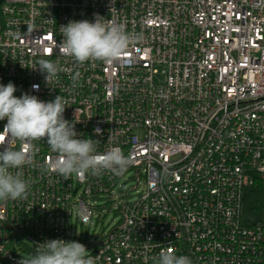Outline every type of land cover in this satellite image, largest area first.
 Returning <instances> with one entry per match:
<instances>
[{
    "label": "built area",
    "instance_id": "2783aa9c",
    "mask_svg": "<svg viewBox=\"0 0 264 264\" xmlns=\"http://www.w3.org/2000/svg\"><path fill=\"white\" fill-rule=\"evenodd\" d=\"M95 14L142 42L111 64L61 54L60 26ZM41 59L62 69L49 84ZM9 82L17 97L60 95L77 138L133 163L121 177L64 180L41 167L58 154L34 141L27 198L0 202V264L45 240L76 241L74 223L91 226L98 208L118 218L86 248L95 264H158L163 249L192 264H264V225L241 215L244 189L264 176V0H1L0 84Z\"/></svg>",
    "mask_w": 264,
    "mask_h": 264
},
{
    "label": "clouds",
    "instance_id": "9594fccd",
    "mask_svg": "<svg viewBox=\"0 0 264 264\" xmlns=\"http://www.w3.org/2000/svg\"><path fill=\"white\" fill-rule=\"evenodd\" d=\"M60 29L63 39L59 52L81 65L89 61L117 62L130 46L143 39L127 32L125 25L99 14H95L94 21L70 20ZM38 63L39 67L35 69L44 75L47 84L58 78L62 69L56 63L48 59ZM33 89H38V85H33ZM16 91L13 82L0 84V121H7L0 132L3 137L0 139L3 149L0 150V202L27 198L30 182L23 177L22 169L25 165L32 166L39 152L34 141L46 140L50 150L58 154L53 162L41 167L45 171L50 169L64 180L104 172L121 177L132 165L131 157L125 156L119 147L100 153L97 151L98 140L77 138L82 134L75 130L76 123L65 119L68 106L60 95L45 102L27 92L17 97ZM95 134L99 135L100 130L96 129ZM13 141L19 142L18 148L11 146ZM18 264H95V257L80 242L52 239L38 244L36 251L22 257ZM158 264H192V260L163 249L158 254Z\"/></svg>",
    "mask_w": 264,
    "mask_h": 264
},
{
    "label": "rangeland",
    "instance_id": "374dc122",
    "mask_svg": "<svg viewBox=\"0 0 264 264\" xmlns=\"http://www.w3.org/2000/svg\"><path fill=\"white\" fill-rule=\"evenodd\" d=\"M260 184L244 189L245 199L241 207V215L245 223L264 225V176H260ZM130 185L135 181L130 180ZM126 184L127 186H129ZM102 206L103 202L99 201ZM97 220L91 226H81L79 222L73 225V235L77 242L84 244L88 251L96 248V244L103 240V234L108 232L117 222L118 216L112 211L96 209Z\"/></svg>",
    "mask_w": 264,
    "mask_h": 264
},
{
    "label": "snow or ice",
    "instance_id": "6c2138e0",
    "mask_svg": "<svg viewBox=\"0 0 264 264\" xmlns=\"http://www.w3.org/2000/svg\"><path fill=\"white\" fill-rule=\"evenodd\" d=\"M0 139H3V137H0Z\"/></svg>",
    "mask_w": 264,
    "mask_h": 264
},
{
    "label": "trees",
    "instance_id": "16d2710c",
    "mask_svg": "<svg viewBox=\"0 0 264 264\" xmlns=\"http://www.w3.org/2000/svg\"><path fill=\"white\" fill-rule=\"evenodd\" d=\"M1 1V0H0Z\"/></svg>",
    "mask_w": 264,
    "mask_h": 264
}]
</instances>
